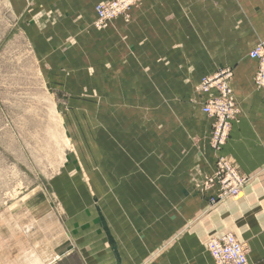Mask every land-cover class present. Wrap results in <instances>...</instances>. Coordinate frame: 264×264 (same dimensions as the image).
I'll return each mask as SVG.
<instances>
[{
  "label": "rangeland",
  "instance_id": "374dc122",
  "mask_svg": "<svg viewBox=\"0 0 264 264\" xmlns=\"http://www.w3.org/2000/svg\"><path fill=\"white\" fill-rule=\"evenodd\" d=\"M107 1L97 2L95 13ZM57 8L49 0H0V264H25L24 254L49 247L67 256V264H82L71 232L101 214L104 224H116V174L145 171L134 166L148 162L158 176V162L176 160L181 150L178 129L190 147L182 150L186 160L192 147L201 160L207 145L211 149L202 111L208 94L200 90L205 76L190 82L186 72L183 88L151 89L144 42L126 49L116 35V17L97 30L90 3L79 2L73 16ZM258 43L264 40L253 47ZM223 69L232 73L235 121L233 68L221 66L206 76ZM255 74L254 86L264 89ZM164 97L168 103H155ZM211 173L193 180L190 170L189 180L215 195L216 187L204 182ZM117 192L127 196L128 186L117 185ZM208 198L206 209L227 199L211 205ZM117 203L127 212L132 202Z\"/></svg>",
  "mask_w": 264,
  "mask_h": 264
},
{
  "label": "crops",
  "instance_id": "0c3cea01",
  "mask_svg": "<svg viewBox=\"0 0 264 264\" xmlns=\"http://www.w3.org/2000/svg\"><path fill=\"white\" fill-rule=\"evenodd\" d=\"M49 1L64 16H73L79 2H88L93 21L94 5L107 0ZM116 35L126 40L128 50L144 42L151 89L183 88L179 82L186 72L190 82H196L221 66L233 68L231 85L239 115L220 153L250 181L237 198L206 209L214 189L196 188L189 172L193 180L211 173L213 152L207 145L206 158L201 160L192 147L191 161L186 160L182 150L190 147L184 143V130L178 129L181 150L176 160L158 162V176L148 162L134 166L145 171L130 172L125 178L116 174V224L112 228L104 224L101 214L99 220H86L87 224L80 223L79 230L71 232L78 239L82 264H214L206 242L226 232L248 246L249 262L264 264V89L254 86L257 62L247 58L253 45L264 40V0H144L132 8L128 21L116 17ZM154 78L159 79L155 85ZM146 79L147 83L149 76ZM200 95L199 109L205 98ZM180 101L177 98L176 105ZM155 103L163 105L168 98ZM176 115L181 121L180 112ZM211 123L207 116V133ZM120 184L128 186L127 196L117 192ZM125 199L132 202L127 212L117 203ZM50 248L24 254L28 256L25 264H67V256Z\"/></svg>",
  "mask_w": 264,
  "mask_h": 264
},
{
  "label": "built area",
  "instance_id": "2783aa9c",
  "mask_svg": "<svg viewBox=\"0 0 264 264\" xmlns=\"http://www.w3.org/2000/svg\"><path fill=\"white\" fill-rule=\"evenodd\" d=\"M139 1L112 0L105 4H98L96 6L97 19L95 26L104 28L107 22L115 16L122 15L127 18L128 8ZM249 55L260 60L256 81L262 84L264 82V45H258L249 52ZM230 77L231 71L223 69L211 76L203 77L201 82V91H215V95L208 97L203 102L202 108V111L211 115L214 119L212 129L214 141L212 140V147L217 146L221 142L228 128L229 119L235 113V104L228 87ZM215 169V178H207L206 184H217V194L219 196H237L246 179L237 176L230 167L220 162L215 164ZM214 198H211L209 202L213 203ZM209 246L211 254L219 261V264H246L243 248L235 242L231 235L223 236L211 242Z\"/></svg>",
  "mask_w": 264,
  "mask_h": 264
},
{
  "label": "bare ground",
  "instance_id": "6f19581e",
  "mask_svg": "<svg viewBox=\"0 0 264 264\" xmlns=\"http://www.w3.org/2000/svg\"><path fill=\"white\" fill-rule=\"evenodd\" d=\"M110 1H112V0H109V1H107V2H105V3H108V2H110ZM142 1H144V0H140L139 2H137L135 5H131L129 8H128V10H127V14H128V17L127 18H124V16H122V15H119V16H115V17H120V16H122V18L123 19H128L129 18V13H130V10L134 7V6H137L140 2H142ZM105 3H102V4H105ZM115 17H113V18H111L108 22H107V25L110 23V21L112 20V19H114ZM96 19H97V13H96V18H95V20H94V23H93V25H94V27H95V29H102V28H97L96 26H95V22H96ZM106 25V26H107ZM105 26V27H106ZM104 27V28H105ZM258 45H264L263 43H258L257 45H255L252 49H255ZM251 49V50H252ZM250 50V51H251ZM249 51V52H250ZM248 56H249V58L250 59H252V60H255L256 62H257V72H258V70H259V63H260V60L259 59H257V58H254V57H252V56H250L249 55V53H248ZM230 70V69H229ZM231 71V70H230ZM257 72H256V74H255V82H257L256 81V75H257ZM231 77H232V73H231ZM231 77H230V79H231ZM258 83V82H257ZM259 84V83H258ZM261 86H264V82L262 83V84H260ZM228 87H229V89H230V92H231V88H230V80L228 81ZM213 91V94L211 93ZM207 94H208V97H210V96H212V95H215V91L214 90H211V91H209V92H207ZM231 95H232V92H231ZM207 97V98H208ZM232 97V96H231ZM206 98V99H207ZM205 99V100H206ZM233 99V98H232ZM234 101V100H233ZM234 104H235V102H234ZM202 108H203V105H202ZM236 105H235V107H234V109H235V113H234V116H232L231 115V118L229 119V123H228V128H227V130H226V133H225V135H224V137L222 138V140H221V142L219 143V144H217V146H215V147H212V140L214 141V138H213V133H212V129H213V125H214V119L212 118V116L211 115H209V114H207V113H205L204 111V113L209 117V118H211L212 119V124H211V130H210V136H211V140H210V147H211V149L212 150H214L215 152H217L218 154L216 155V157H215V162H214V168H213V172L210 174V175H208L206 178H205V183H206V179L207 178H211V179H214L215 178V172H216V169H215V164L217 163V162H220V163H222V164H225V165H227L228 167H230L232 170H233V172L237 175V176H239V177H244L245 179H246V181H245V183L243 184V186L241 187V189L239 190V193H238V195H240V193L242 192V190H243V188L248 184V182H249V177L248 176H243V175H240L237 171H236V169L234 168V166L222 155V154H220L219 152H220V150L222 149V147H223V145L226 143V141H227V138H228V136H229V132H230V127H231V124H232V122L234 121V118H235V116H236V112H237V110H236ZM203 182V183H204ZM208 185V187H206V188H212V187H216V192L218 193V186H217V184H207ZM217 193H215V195H212V196H210L209 198H208V202H209V200H211V198H213V197H215L214 198V202L213 203H210L211 205H214L216 202H217V200H220V199H224V198H231V197H237V196H232V195H225V196H219ZM226 235H231L232 237H233V239L235 240V242H237L242 248H243V251H244V256H245V261H246V264H252L251 262H249V260H248V258H247V250H246V248H245V245L243 244V243H241V242H239L236 238H235V236L232 234V233H230V232H226V233H223V234H221L220 236H218V237H213V238H210L208 241H207V243H206V247H207V250L209 251V253H210V255L212 256V259H213V261H214V264H219V261L217 260V259H215L214 257H213V255L211 254V250H210V246H209V244L211 243V242H213V241H216V240H218V239H220L221 237H223V236H226Z\"/></svg>",
  "mask_w": 264,
  "mask_h": 264
}]
</instances>
